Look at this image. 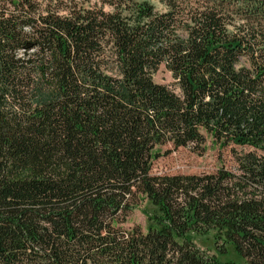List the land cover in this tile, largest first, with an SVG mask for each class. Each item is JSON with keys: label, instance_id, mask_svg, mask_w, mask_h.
<instances>
[{"label": "trees", "instance_id": "trees-1", "mask_svg": "<svg viewBox=\"0 0 264 264\" xmlns=\"http://www.w3.org/2000/svg\"><path fill=\"white\" fill-rule=\"evenodd\" d=\"M81 1L0 0V264H264V0ZM206 136L236 171L152 174Z\"/></svg>", "mask_w": 264, "mask_h": 264}, {"label": "rangeland", "instance_id": "rangeland-1", "mask_svg": "<svg viewBox=\"0 0 264 264\" xmlns=\"http://www.w3.org/2000/svg\"><path fill=\"white\" fill-rule=\"evenodd\" d=\"M78 2L82 5L81 0H41L44 8L49 6L53 10L59 9L62 15L67 14L68 7L72 2ZM138 2H149L155 6L157 11H164L166 8L163 6L161 0H137ZM88 5H85L87 7ZM153 81L157 84H162L168 87L173 92L178 93L179 88L177 81H174L171 73L165 66L160 68V71L153 76ZM246 151L245 148L232 145L221 147L210 136H206V144L204 152L199 154L191 148H179L174 151L171 146L162 147L160 149V156L152 163L151 172L155 176H177V175H207L209 173H216L222 168L230 171H236L237 164L235 156L239 153ZM169 152L168 154H165ZM154 208L149 202H142L138 209H136L127 224V228L139 226L146 232L151 225L150 215L153 213ZM193 240L201 250L211 255H216L217 258L223 262H233L235 264H245L242 259H238L232 249H228L227 254L220 255V245H217L213 233L207 237L193 236Z\"/></svg>", "mask_w": 264, "mask_h": 264}]
</instances>
